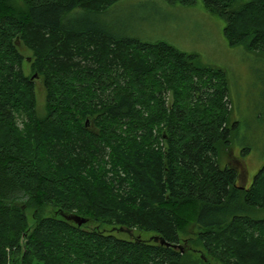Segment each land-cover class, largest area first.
<instances>
[{
    "label": "trees",
    "instance_id": "obj_1",
    "mask_svg": "<svg viewBox=\"0 0 264 264\" xmlns=\"http://www.w3.org/2000/svg\"><path fill=\"white\" fill-rule=\"evenodd\" d=\"M117 1L0 0V264H190L182 235L204 259L264 264V166L242 187L221 163L238 129L224 70L113 34L96 17ZM200 1L229 47L264 57V0Z\"/></svg>",
    "mask_w": 264,
    "mask_h": 264
},
{
    "label": "rangeland",
    "instance_id": "obj_2",
    "mask_svg": "<svg viewBox=\"0 0 264 264\" xmlns=\"http://www.w3.org/2000/svg\"><path fill=\"white\" fill-rule=\"evenodd\" d=\"M247 1L235 0L233 8ZM96 18L115 35L165 41L184 52L196 53L202 64L224 70L228 86L227 107L231 109V118L237 122L238 129L232 147L224 149L226 154L221 163L234 158L238 160L236 164L241 168L239 182L242 187H247L264 166V57L246 53L242 47H229L221 35L223 21L210 16L200 0L190 7L169 5L164 0H118ZM21 52L24 58L32 56L26 49ZM30 64L24 62L22 65L26 76L33 75L30 74ZM34 92L36 113L42 118L45 115V91L38 78L34 79ZM170 101L168 95L166 102ZM53 210L46 207L44 215H52ZM106 230L110 228L106 227ZM131 233L133 238L142 240L154 236L136 230ZM113 234L130 239L123 232L114 231ZM190 239V235H182L180 241L183 249L190 253V264H200L202 260H207V264H220L210 256L202 258L205 255L202 249L195 247Z\"/></svg>",
    "mask_w": 264,
    "mask_h": 264
},
{
    "label": "water",
    "instance_id": "obj_3",
    "mask_svg": "<svg viewBox=\"0 0 264 264\" xmlns=\"http://www.w3.org/2000/svg\"><path fill=\"white\" fill-rule=\"evenodd\" d=\"M19 46H20V45H19ZM28 61H29V59H28ZM33 77L35 78L36 75H34ZM65 219L68 220V221H72V222H74V223L77 224L78 226H80V225L86 223V220H85V219H83V218H81V217H79V216H75V215H68V216H65ZM118 231H119V232H123L124 230L119 229ZM127 232H128V231H127ZM128 233H129V232H128ZM153 240H154L155 242H157V241H158V238H157V237H153ZM159 242H160V244H163V243H164L162 240H159Z\"/></svg>",
    "mask_w": 264,
    "mask_h": 264
}]
</instances>
